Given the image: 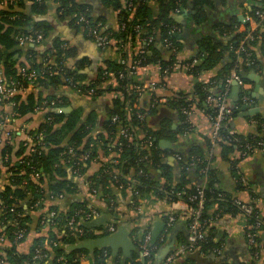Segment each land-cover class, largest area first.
<instances>
[{"label": "crops", "instance_id": "1", "mask_svg": "<svg viewBox=\"0 0 264 264\" xmlns=\"http://www.w3.org/2000/svg\"><path fill=\"white\" fill-rule=\"evenodd\" d=\"M75 1L88 8L89 17L101 25L102 31L118 28L117 11L112 8V4L108 0ZM113 1L118 2V0ZM209 1V4L203 8L204 17L196 20L193 17L197 11L194 8L193 0H186L183 12L179 10L176 12V18L181 25L178 26L181 33L179 34V47L176 46V52L173 53L163 41L157 38L155 45L159 49L161 57L166 58L175 55L176 61L174 64L193 58L196 56L199 40L208 35L217 36L218 28H223V25L229 22L248 20L249 12L255 0ZM8 3L11 4L12 0H1L0 8L7 9ZM45 5L46 11L44 14H32L30 12L31 2L26 0L23 2V7L14 8L16 11H22V13L32 16L34 22L40 20L50 22L52 29L44 39L37 43L18 40L17 44L10 47V49L0 45V77L3 78V64L8 57L14 62L15 70L19 72L21 69H26L20 64L28 63L30 59L27 55L30 50H33L37 55V61L42 62L45 67L58 71L57 42L61 41L62 45H59V47L68 51V55L60 60L64 67L73 71L75 76H79L78 83L84 85L96 83V88L101 92L97 94L78 92L74 85L66 82L63 77H61V80L64 85L61 87L50 85L49 80L42 77V85L40 82L39 84L35 82L27 89L17 92L18 105L20 103L29 104L28 98L30 96L36 100L40 96L46 97L50 94L60 98L64 97L65 102L62 106L55 103L51 106L46 103L48 101H42L40 105L35 107L33 105L23 113L12 112V103L3 107L4 111L8 113L4 130H10L11 139L7 142V145L10 146L7 155H10V158L6 155L4 161L0 162V189L9 182L8 169L17 161V156H15L17 152L24 146H27L26 151L29 150L30 141L27 135L35 132L41 124L47 121L49 112L62 113V119L59 123H56L55 127L58 128L69 122V127L65 128L66 130L64 129V141L71 137L70 133L73 130L84 125L87 128L84 140H90L91 144L96 146L97 152L96 155H88L87 159H90V161L84 163L85 169L79 175L74 172L70 164L61 162L59 167L62 168L63 178L71 185H67L68 189H63L61 193L53 194L49 190L47 191L48 180L45 178L43 187L46 188V193L42 207L65 212L73 202H85L88 208L97 211L96 216L85 222V226H87V224L96 221V227L87 226L90 231H99L109 224L114 226L110 234L116 233L118 230L121 231L124 236L122 240H113L107 246L93 250L80 248L86 251L82 258L84 263L93 261V252L103 248H106L104 252V256H107L105 259L106 264H131L132 261L139 260L140 253L134 235V229L138 223L141 227H149L151 235L152 231L157 230L159 232L156 240L162 244L158 245L156 252H154V258L155 261L161 262L168 253L174 251L179 244L189 241L190 238L186 222L183 219H177L170 227L166 226V218L170 212L168 196H159L154 192L148 193L149 195L145 197L143 196L140 202L142 209L140 215L130 205L128 190L110 185L113 193L112 201L115 205L113 210H110L109 203L105 198H100L91 193L88 184V178L97 175L102 164L108 163L114 156H117L114 150L116 140L120 135L119 130L111 136L105 124L108 108L111 106L114 96H116V92L113 91L116 86V77L112 72L111 63L118 55L117 49L110 46L99 48L77 19L61 15L63 9L59 7L58 2L55 0H45ZM149 6L155 15L158 0H150ZM261 27L264 30V24ZM134 47L140 48L139 41ZM254 51L261 59V66L257 69L256 67L249 69L243 75L241 84L234 80L229 85H224L221 81L211 82L210 80L215 76L220 64L208 71H201L199 75H194L190 73L189 69H182L179 66L176 68L172 66L171 69L160 72L155 64H150L138 67L134 79L137 82L153 84L152 91L138 92L137 100L138 106L147 111L145 114H148L147 118H150L152 128L160 129L163 126H169L170 130L176 133V135L169 136L168 139L159 140V142L164 141L168 145V148H163L180 152H187L193 148L202 149L212 168V175L217 179L218 186L226 189L232 197L234 196L240 201H253L255 207L264 216V151L255 148L252 153L244 156L220 138L214 144H211L209 140L211 121L205 109L193 99L195 98L193 95L194 85L198 82L207 84L212 95L223 94L227 104L233 108L234 113L226 121V125L243 137L256 134L258 127L263 131L264 49H260L259 44H256ZM179 94L185 95L186 99L191 101L188 114L191 126H185L182 132L178 131L179 129L182 130L180 126L182 112L173 106H169L166 102H156L158 98L168 100ZM242 94L248 98L246 103L241 101ZM243 105H248V107L241 109ZM0 138L2 140L0 145H3L5 140L3 131ZM161 160L168 167H165L163 171L159 170L156 173L154 171L153 175L156 174L161 177V173L164 172L169 174L168 177L173 186L178 184L181 172L176 157L173 154H165ZM5 161H8V163H4ZM234 166L237 168L234 169ZM236 174L245 179L248 187L243 186L240 189H235L234 178ZM164 179L165 177L162 174L160 181L163 182ZM239 213L231 207L222 209L218 208V205H213L210 208V219L205 224L204 233L206 235L211 234L213 240L219 243L216 247L218 251L199 254L195 264H264V248L254 254L253 248L246 239ZM27 215L31 232L27 233L25 239L16 242V252L27 258L30 254L33 237L40 236L44 238L42 245L46 249V256L43 259H31V263L52 264L55 243H48L46 237L48 231H53L59 237L60 234L57 228L49 229V227L44 226L40 220L39 210H29ZM97 220L101 221L98 222ZM3 229L4 224L0 222V232ZM96 231L92 233L93 237L88 238L97 239L105 236L103 235L104 232L99 233ZM166 246L169 251L159 259L160 251L166 249ZM188 253L190 252L177 258L175 264L181 262ZM2 264L8 263L3 261Z\"/></svg>", "mask_w": 264, "mask_h": 264}, {"label": "trees", "instance_id": "2", "mask_svg": "<svg viewBox=\"0 0 264 264\" xmlns=\"http://www.w3.org/2000/svg\"><path fill=\"white\" fill-rule=\"evenodd\" d=\"M1 1V0H0ZM25 0H12V3L7 6V9L0 8V45H4L9 48L17 44L18 38L21 35L27 34H41L43 39L48 35V32L52 29L50 22L46 20L33 21L32 16L22 13V11H16L15 7H23ZM31 2L30 12L33 14H44L46 11L45 0H26ZM58 2L59 7L63 9L61 15L71 16L73 19H77L79 15H85L89 21V24L95 25L89 17L88 8L84 5H80L75 0H55ZM112 4V8L117 11L118 28L116 30L106 31L110 38V47H115L117 52L116 61L111 63L112 72L116 77V86L113 91L116 92L111 106L108 108L107 118L105 121L106 129L109 134L113 136L117 130L127 127L130 135L123 137L119 135L115 143V152L117 156L112 159H116L115 163L102 164L99 168V172L95 176L88 178L89 188L95 189V193L98 197H104L109 203L110 210H113V196L112 185L126 190L128 186L133 185V190L139 191L140 200L142 197L149 195L148 193L154 192L159 196H169L170 190L182 192L184 197L186 195L197 194V189L202 186L203 180L199 173L200 166L207 168V180L204 184V211L202 213V220L206 223L210 219V208L213 205H218V208H232L236 212H240L238 206L233 203V197L224 188L218 186L217 179L212 175V168L208 164L205 158V152L199 148H193L187 152L171 151L164 149L160 146L159 140L168 139L169 136L176 135L175 132L170 130L169 126H163L160 129L152 128L150 118H147L148 114L144 108L138 106V91L131 88L133 83H137L136 79L129 75V70L133 60H139L137 67L146 66L148 64H157L160 72L165 68L173 66L176 61L175 55L163 58L159 54V49L156 47V39L159 38L165 43L167 25L175 24L181 26L176 18V10L183 12L186 4V0H158V7L156 14L152 13V9L149 6V1L144 0H108ZM209 0H193L196 13L193 17L197 20L204 17V7L209 4ZM131 3V5H129ZM16 4V5H14ZM256 10H264V0H255L254 4L249 12V19L244 21H234L223 25V28H218L217 36L208 35L197 43L196 58L198 62L189 67L190 73L199 75L201 71H208L214 66H218V70L215 76L210 80L211 82L223 83L224 79L230 74L232 70H235L238 77L243 80V75L251 69L249 66L241 63L238 58L245 57L244 52L238 53V47L241 45L251 54L254 59L256 69L261 66V59H259L257 53L254 51V46L259 44L260 49H264V30L262 25L264 24V17L260 18L256 15ZM263 23V24H262ZM139 26L136 30L135 26ZM179 34L180 29L170 39L174 44L179 47ZM17 35V37H16ZM248 35H251L253 39H248ZM153 39L147 43L148 37ZM16 37V38H15ZM140 48H135L138 41ZM60 43V44H59ZM58 46V71L55 72L53 68H48L43 65L42 62L37 61V55L33 50L28 52V63L20 64V66L26 67V70H35L38 73L34 83L40 82L41 78L49 80V84L54 87H61L64 85L61 77L66 82L77 84L85 92L90 86H93L94 93L101 92L96 88V83L91 85H84L78 83L79 76H75L74 72L64 67L60 60H63L68 55L66 49H61L59 45L61 41L57 42ZM56 46V49H57ZM120 48L122 49L120 52ZM119 49V50H118ZM143 49L144 53L139 51ZM124 60L123 63L118 61V58ZM119 58V59H120ZM185 62L190 63L191 59ZM19 72L14 68V62L7 58L3 64V78L6 80L15 79L23 82V88L27 89L33 84L27 83L22 78ZM56 74V75H53ZM72 80V83L68 81ZM42 85V84H41ZM207 84L198 82L193 87V98L199 106H202L207 113L212 111L211 106L205 102V96L211 94ZM110 90V89H109ZM185 95H177L173 98H169L166 104L173 106L181 111V107H187L191 102ZM42 101H54L58 106L64 104V97H57L55 95H47L46 97L40 96L36 100L33 97L28 98L29 104L18 105V94H13L6 103H12V112L23 113L27 108L38 106ZM46 102V103H48ZM45 103V104H46ZM3 103L0 102V106ZM52 108V107H51ZM140 113H144V117L140 118ZM234 113V112H233ZM232 113V114H233ZM8 115L3 109L0 108V117ZM150 114V113H149ZM116 115L117 120L113 121L111 118ZM47 121L39 126V128L32 132L42 135V144H30L29 148L33 150L26 151V147L20 148L17 152V161L12 164L8 169L9 182L2 189H0V211L4 214L0 217V221L5 223L4 229L0 233H4L5 238L0 248L4 249V253H0V260L5 261L8 264H25L31 263V256L35 247H40L41 251L46 253V249L42 245L44 238L33 237V242L30 248V254L26 256L18 254L15 250V244L20 239H15V231L18 229H24L26 234L31 232L28 225L29 210H39L43 206V198L46 193V188L43 187L44 179L48 180V188L50 193L58 194L63 189H68L67 185L71 183L67 182L63 178V171L59 165L61 162L71 164L68 155L65 153L68 146L73 147L75 152L80 155L86 153L87 155H96L97 148L92 145L90 140H84L86 130L84 125L77 127L70 133V138L64 141V129L69 127V122L56 128V123L62 119V113L49 112L47 115ZM182 122V123H181ZM67 125V127H66ZM180 126L182 132L187 126L186 116L182 113L180 118ZM227 129H230L226 123L224 124L221 133L220 140L228 142L231 147L236 148L238 151L242 150V147L235 146L234 143L229 142L227 135ZM66 130V129H65ZM239 135V134H238ZM242 141L250 143L252 146L257 147V142L264 140V130L260 127L257 128L256 134L243 137L239 135ZM151 141V146L146 147L145 142ZM34 141V140H32ZM2 146V147H1ZM80 147V149H78ZM0 162H3L5 156L10 151V146L7 143L0 145ZM165 154H179L180 159L178 164L180 166L181 178L178 184L174 185L170 182L169 174L161 173V177L153 175L154 171H163L165 167H168L162 162V156ZM146 155V158L143 156ZM10 158V155H7ZM190 157H197L202 160L196 167L189 165ZM90 159L84 157L82 162L79 163L80 172L83 173L84 163H88ZM4 163H8L5 161ZM32 169L38 172V181L34 182L30 178V172ZM142 170L143 173H140ZM162 174L165 179L161 182ZM239 177L238 174L235 175ZM187 177V178H186ZM26 182V183H24ZM129 184V185H128ZM236 188L243 187L241 181H236ZM111 185V186H110ZM66 191V190H65ZM69 192V191H68ZM92 193V191H91ZM112 197V198H111ZM37 203V205H35ZM83 207L88 208L85 202L75 201L71 204L69 209L65 212H58V215L54 221V225L50 224L49 229L57 228L60 236L54 234L53 231H48L47 239L48 243H55L53 249V261L52 264H106L104 252L106 248L95 250L93 252V261L84 263L82 258L86 251L84 249H72L68 250L67 246L75 244L79 240H83L92 236L85 222L79 221V227L82 228L83 234L78 235L74 232L73 227L68 225V219L73 215L76 208ZM53 209V208H50ZM56 209V208H55ZM57 210V209H56ZM111 216L113 214L110 213ZM16 221L17 224L6 223L5 219ZM44 225V224H43ZM206 226V225H205ZM204 226V227H205ZM143 228L136 227L134 233L136 238L142 235ZM107 233L104 232L103 235ZM44 237V236H43ZM137 243V241H136ZM150 244L155 247L152 260L154 264L160 262L155 261L154 252L158 245L162 244L160 241L155 240ZM219 243L213 240L211 234H205V239L199 241L196 247L190 251L183 260L178 264H195L199 254L212 252ZM131 264H144L141 259L132 261ZM175 264V262L173 263Z\"/></svg>", "mask_w": 264, "mask_h": 264}, {"label": "built area", "instance_id": "3", "mask_svg": "<svg viewBox=\"0 0 264 264\" xmlns=\"http://www.w3.org/2000/svg\"><path fill=\"white\" fill-rule=\"evenodd\" d=\"M144 1H150V0H144ZM129 5H131V3ZM176 12H178V10H176ZM255 13L260 18L264 17V10H256ZM77 21L80 22L84 26L85 30L88 32L87 34L90 35L92 39H94V42L99 48H106L109 46L110 44L109 35L107 32H104L101 30V25L99 23H96L95 25L89 24V21L86 18V16L82 14L77 17ZM167 28L168 29L166 31V36L168 38L165 39V45L166 47L169 48L170 51L174 53L176 52V45L170 38L173 37L174 34H176V32L179 31V28L175 24H169L167 25ZM135 29L138 30L139 26L138 25L135 26ZM42 39H43L42 35L37 33L35 35L34 34H27V35H22V36L20 35L18 40L24 41V42L37 43L41 41ZM152 39L153 37L151 36L148 37L147 43H149ZM248 39L251 40L253 39V37L251 35H248ZM121 50L122 49L120 48L119 52ZM139 52L144 53L145 50L141 49ZM240 52H244L245 57H239L238 60L241 63L243 62L245 65L249 66L251 69H254L256 67L254 64V59L251 57V54L248 51H246L242 45L238 47V53ZM119 58H118V61L123 63L124 60L121 58L119 59ZM197 62H198V59L196 58V56H194L193 58H191L190 63L176 62L175 64H173V67L176 68L177 66H179L182 69H185V68L189 69L190 66L194 65ZM138 64H139V60H133L130 70L128 72L129 75H132L133 78L135 76V72L138 67L136 69L134 68ZM155 65L157 66V64ZM171 67H167L163 71H167L171 69ZM157 68L159 69V66H157ZM18 74H20L22 78L26 80L27 83H30V84H33L35 79L38 76V73L35 70L31 69L27 71L25 68L21 69ZM233 80L237 81L239 84L242 83V80L238 77L235 70H232L230 72V74L224 79L223 84L229 85V83ZM68 81L72 83L71 79H68ZM72 85H74L75 89L78 92H83L82 88L80 86H77V84H72ZM131 88L135 89L138 92L140 91L146 92V91H152L154 87L152 83L137 82V83H133L131 85ZM23 89H24L23 82L19 80H15V79L6 80L0 77V102L3 103V105L0 106V108L4 107L5 105H8L6 101L11 96H13V94H16L17 92ZM85 92L93 94L94 93L93 86H90ZM247 100H248L247 96L242 94L241 96L242 103H246ZM166 101L167 100L160 99V98L156 99V102H166ZM205 102L208 105H210L212 109V111L210 113H207V115H208L209 120L211 121V131L209 134V140L211 144H214L215 141L218 140L224 124L226 123V121H228V119L231 118L232 113H233V108L227 104L226 98L224 97L223 94L221 95L218 94L217 96H214L212 94H207L205 96ZM48 104L53 106L54 101H49ZM189 107H190V104H188L187 107H184V106L181 107V112L186 116L187 127L189 125L191 126L190 121L188 120ZM139 116L140 118H143L144 113H140ZM111 119L115 121L117 120V116L114 115ZM6 121H7V115L0 117V128H1L0 136L3 131V136L5 138L3 143L5 142L7 143L11 139L10 130H4V127H6ZM119 133L123 137L130 135V132L127 127L120 129ZM226 137L228 138V141L234 143L235 146L242 147V150L239 151L241 155L245 156L249 153H252L255 148H258L264 151V140L258 141L256 143L257 147H254L250 143L242 141L238 133H236L231 128L227 129ZM27 138L30 141L29 143L32 145L43 143L41 139L42 135L38 133H35L34 135L33 133H30L27 135ZM1 141L2 140L0 138V143ZM145 145L146 147L151 146V141L149 140L146 141ZM29 149L33 150L32 147ZM78 149H80V147H78ZM75 150L76 149H74L73 147L68 146L65 153L69 157V161L71 163L70 165L73 168L74 172L79 175V172H80L79 163L82 162V159L84 157H88V155L86 153L78 155L75 152ZM174 156L176 157L177 160L180 159L179 154H175ZM143 157L146 158V155H144ZM109 162L115 163L116 159H111ZM201 162L202 160L200 158L190 157L189 165L196 167ZM236 168L237 167L234 166V169ZM140 173H143L142 170L140 171ZM199 173L201 175V179L203 180V183H202V186L197 189V194L195 195L190 194L184 197V194L182 192L170 190V195L168 196L169 198L168 202L170 203V212L166 218V226L170 227L177 219H183L186 222V226L189 231L190 238H189V241L179 244L174 251L168 253L159 264H173L177 258L182 257V255H184L185 253L193 250L199 241H202L203 239H205L204 226L206 222L202 220V213L204 211L203 188L208 178L207 168L200 166ZM38 175H39L38 172H35L32 169V171L30 172L31 180L34 182H37ZM234 180L235 182L241 181V184L244 187L245 186L248 187V184L243 177L235 176ZM121 187L122 185L120 186V188ZM132 189H133V185L128 186L126 189L129 191L130 205L138 214L141 215L142 209H141V203H140L141 200L139 196V191L137 189L132 191ZM91 191L92 193H95V189L92 188ZM233 203L236 206H238L240 209L239 215L242 219V227L244 228L246 239L248 243L250 244V246L253 248L254 254H256L258 250L264 248V216L255 207L253 201L244 202V201H240L239 199L233 196ZM35 205H37V203ZM39 211H40V220H41V223L44 224V226H47L48 228L50 224L54 225V221L58 215V212L56 210L41 207ZM3 214L4 213L0 211V216H2ZM96 215H97V211L92 208L79 207L74 210L73 215L70 217V219H68L67 224L73 227L74 232H76L78 235H81L83 234V230L82 228L78 226L79 221L86 222ZM3 219H5L7 224L8 223L14 224V225L17 224L16 221H14V219L13 220L6 219V218H3ZM1 224L5 225V223L3 222H1ZM136 227L140 228L141 226L138 223V225H136L135 228ZM141 228H143L142 235H140L138 239L136 238L137 247L140 253V259L143 260L144 264H154L152 260V254H153L155 247L150 244V241L152 239L150 228L147 226H143ZM113 229H114V226L112 224H109L106 227H104V229H101L99 231L95 230V231L99 233H103V232L110 233L112 232ZM95 231L92 233H95ZM26 235L27 234L24 231V229L20 228L15 231V239H20V240L25 239ZM134 235L136 237L135 233ZM4 238H5L4 233H0V243L2 246H3L2 243L4 242ZM3 251L4 249L0 248V253H4ZM212 251L216 252L218 251V248H214ZM45 256H46V253L42 252L40 247H35L33 249L31 259L33 260L41 259V258L43 259ZM2 263H3V260H0V264ZM29 264H32V263H29Z\"/></svg>", "mask_w": 264, "mask_h": 264}, {"label": "water", "instance_id": "4", "mask_svg": "<svg viewBox=\"0 0 264 264\" xmlns=\"http://www.w3.org/2000/svg\"><path fill=\"white\" fill-rule=\"evenodd\" d=\"M247 107H248V105H243L241 107V109H246ZM159 144L164 148H168V145L166 143H164V141L159 142ZM97 221L99 222L101 220H97ZM95 225H96V221H93L92 223L87 224V226H89V227H96ZM158 233L159 232L157 230L152 231V239H151L152 242L156 240ZM123 237L124 236L121 234V231L118 230V232H116V233H111V234L109 233L108 235L102 236V237L97 238V239L85 238L83 240H79L75 244L67 246V249L72 250V249L84 248V249H88V250H93L96 248L105 247L108 244H110V242L113 240H122ZM165 248L166 249L160 251V254L158 256L159 259H161L163 256H165L167 254V252L169 251V250H167L168 249L167 246Z\"/></svg>", "mask_w": 264, "mask_h": 264}, {"label": "flooded vegetation", "instance_id": "5", "mask_svg": "<svg viewBox=\"0 0 264 264\" xmlns=\"http://www.w3.org/2000/svg\"><path fill=\"white\" fill-rule=\"evenodd\" d=\"M102 28V27H101ZM104 32H106V31H104Z\"/></svg>", "mask_w": 264, "mask_h": 264}]
</instances>
